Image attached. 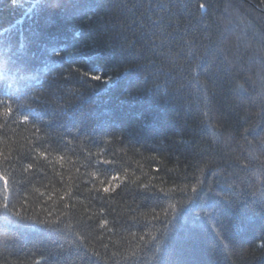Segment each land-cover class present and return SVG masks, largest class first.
I'll list each match as a JSON object with an SVG mask.
<instances>
[{
	"label": "trees",
	"instance_id": "obj_1",
	"mask_svg": "<svg viewBox=\"0 0 264 264\" xmlns=\"http://www.w3.org/2000/svg\"><path fill=\"white\" fill-rule=\"evenodd\" d=\"M261 141L264 0H0V264H264Z\"/></svg>",
	"mask_w": 264,
	"mask_h": 264
},
{
	"label": "snow or ice",
	"instance_id": "obj_2",
	"mask_svg": "<svg viewBox=\"0 0 264 264\" xmlns=\"http://www.w3.org/2000/svg\"><path fill=\"white\" fill-rule=\"evenodd\" d=\"M54 6L59 7V4H54ZM205 7H206L205 3L199 4V8L203 9ZM208 7H211V5H208ZM85 75H87V73ZM91 79L101 80L104 78L102 77V75H94L91 77ZM8 111H11V110L8 109L5 113V115L8 114ZM28 119H29L28 116L23 117L24 122H27ZM261 143L264 144V141H261ZM29 167H31V165H29ZM113 179H118V177H113ZM125 187H127V184H125ZM142 187L144 189H148L149 186L147 184H143ZM110 190H111L110 186L109 187H103V189H102L103 193H106V194L109 193ZM13 199H15V196H13ZM10 203H11V201H9V203H5L3 206V209H6L12 217H15V218L21 219V220L32 221L29 217L21 216L20 213H18V212H13L10 209ZM32 222H36L37 224L41 225V223L39 221H32ZM44 225L48 226L47 224H44ZM14 233L15 232L11 227V221L9 220V218L7 216H0V247H6L8 245V243L12 239L15 238L13 236ZM218 239L220 240L221 244L225 246L226 249L230 248L229 245L225 242L222 235L218 234Z\"/></svg>",
	"mask_w": 264,
	"mask_h": 264
}]
</instances>
